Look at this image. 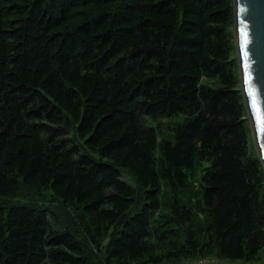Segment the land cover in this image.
I'll return each mask as SVG.
<instances>
[{
	"label": "trees",
	"instance_id": "1",
	"mask_svg": "<svg viewBox=\"0 0 264 264\" xmlns=\"http://www.w3.org/2000/svg\"><path fill=\"white\" fill-rule=\"evenodd\" d=\"M252 137L234 0H0V264L257 260Z\"/></svg>",
	"mask_w": 264,
	"mask_h": 264
},
{
	"label": "water",
	"instance_id": "2",
	"mask_svg": "<svg viewBox=\"0 0 264 264\" xmlns=\"http://www.w3.org/2000/svg\"><path fill=\"white\" fill-rule=\"evenodd\" d=\"M234 8L242 92L257 153L264 166V0H234Z\"/></svg>",
	"mask_w": 264,
	"mask_h": 264
},
{
	"label": "rangeland",
	"instance_id": "3",
	"mask_svg": "<svg viewBox=\"0 0 264 264\" xmlns=\"http://www.w3.org/2000/svg\"><path fill=\"white\" fill-rule=\"evenodd\" d=\"M148 125L151 126H155L156 124L153 123H149L147 122ZM253 135V134H252ZM251 149L257 152L256 149V144H255V140L252 137L251 140ZM130 175V174H129ZM124 179H130V177L126 174L123 175ZM132 185L136 184V181L133 180V182H130ZM49 198V200H51L50 194L49 192H44V194H42V192H37L36 194H33V197H28L26 198V200H31V201H44L45 199L47 200ZM25 202V201H24ZM43 203V202H42ZM180 262V263H179ZM203 262H211V261H203ZM193 263H200V262H190V261H178L176 263L173 264H193ZM217 263H235V264H264V249L263 251L260 253L259 258L257 260H250V261H237V262H231V261H225V262H217ZM169 264V263H166Z\"/></svg>",
	"mask_w": 264,
	"mask_h": 264
}]
</instances>
